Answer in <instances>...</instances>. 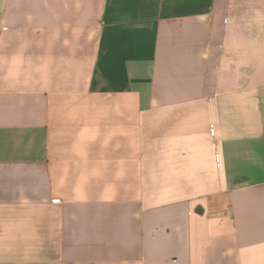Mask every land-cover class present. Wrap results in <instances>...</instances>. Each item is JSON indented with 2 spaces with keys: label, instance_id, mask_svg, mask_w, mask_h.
Instances as JSON below:
<instances>
[{
  "label": "crops",
  "instance_id": "obj_1",
  "mask_svg": "<svg viewBox=\"0 0 264 264\" xmlns=\"http://www.w3.org/2000/svg\"><path fill=\"white\" fill-rule=\"evenodd\" d=\"M0 264H264V0H0Z\"/></svg>",
  "mask_w": 264,
  "mask_h": 264
}]
</instances>
